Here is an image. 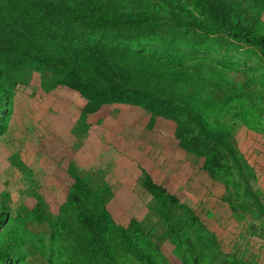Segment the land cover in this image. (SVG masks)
<instances>
[{
  "label": "rangeland",
  "instance_id": "obj_1",
  "mask_svg": "<svg viewBox=\"0 0 264 264\" xmlns=\"http://www.w3.org/2000/svg\"><path fill=\"white\" fill-rule=\"evenodd\" d=\"M43 1L61 11L112 6L146 13V23L115 28L108 38L68 22L80 43L131 56L133 77L143 67L146 83L133 80L116 91L134 96L133 104L112 106L92 123L80 112L83 98L62 87L60 68L37 54L24 62L29 55L17 43L14 65L8 53L0 56L10 71L0 80L5 264H264V212L257 208L264 207L259 50L224 29L215 36L197 31L189 23L208 18L195 0ZM203 5L226 28L264 35V0ZM142 91L183 120L185 132L167 133L173 140L168 159L144 135L156 118L135 106ZM197 142L205 145L201 155L185 151ZM203 164L215 175H202ZM93 222L103 240L90 256Z\"/></svg>",
  "mask_w": 264,
  "mask_h": 264
},
{
  "label": "trees",
  "instance_id": "obj_2",
  "mask_svg": "<svg viewBox=\"0 0 264 264\" xmlns=\"http://www.w3.org/2000/svg\"><path fill=\"white\" fill-rule=\"evenodd\" d=\"M86 1L92 2L91 0ZM154 1L165 4L163 0ZM195 3L198 10L207 16L208 21L190 22L192 27L202 34L210 36H215L224 29L233 39L256 47L264 59V35L257 36L244 27L226 28L223 26V20L217 17L210 8L203 5V0H195ZM171 9L174 12L177 7ZM147 17L146 13H119L112 6H99L90 12L80 8L61 11L43 0H0V56L8 53L9 61H13L10 53L16 50L17 43L23 46L24 56L29 55L24 59V62L30 58V55L37 54L44 63L60 68L62 87L83 98L84 103L80 112L86 120L89 119L90 122L95 123L100 117L107 115L112 106L133 104L131 99L134 96L131 95V99H128L121 93L117 94L116 91L122 90L123 86L133 80L142 84L146 83L145 72L141 67V76L133 77L135 71L129 64L131 56L123 51H117L116 48L110 46L80 43L68 22L74 20L76 28L84 31L86 35L97 32L107 35L108 38V36L116 35L113 33L115 28H125L130 31L136 25L148 21ZM54 18L61 21L63 18L66 23L62 21V24H58L54 22ZM117 34L120 38L127 36L126 34ZM1 57L0 80L10 72L5 71L9 62L3 61ZM136 60L142 62L143 57L137 56ZM11 65H14V61ZM0 89L2 90V88ZM136 93L138 96L135 95L137 97L134 100L135 106L143 108L156 118L155 123L146 130L144 135L148 137L149 143L160 147L168 159L171 156L168 151L169 143L173 140L167 133L173 131L174 136H179L185 132L183 120L175 112L162 109L146 92ZM48 145L50 144L48 143ZM203 146L205 145L197 142L185 146L184 149L186 152L193 151L196 155H201ZM202 167L200 170L202 175L205 173H210L211 176L215 175L208 165L203 164ZM193 173L194 176L198 174L197 170H194ZM65 193H69V190ZM257 208L264 212V207L258 203ZM1 218L2 213L0 212ZM84 219H86L85 216ZM88 227L93 239L92 248L88 247L91 256L95 253L96 248L100 247L103 238L102 233L98 231L96 222ZM83 249L87 250L86 247ZM128 249L135 252L129 247ZM7 258L5 251L0 250L1 264H5Z\"/></svg>",
  "mask_w": 264,
  "mask_h": 264
}]
</instances>
